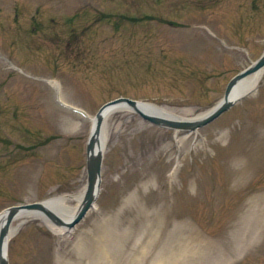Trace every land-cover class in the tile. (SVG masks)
Instances as JSON below:
<instances>
[{
	"label": "rangeland",
	"instance_id": "obj_1",
	"mask_svg": "<svg viewBox=\"0 0 264 264\" xmlns=\"http://www.w3.org/2000/svg\"><path fill=\"white\" fill-rule=\"evenodd\" d=\"M194 2L0 0V214L87 187L92 124L57 92L90 118L120 96L187 119L223 99L264 52V0ZM105 136L95 208L64 236L15 221L10 264H72L106 234L101 264H264V75L197 132L118 111Z\"/></svg>",
	"mask_w": 264,
	"mask_h": 264
},
{
	"label": "water",
	"instance_id": "obj_2",
	"mask_svg": "<svg viewBox=\"0 0 264 264\" xmlns=\"http://www.w3.org/2000/svg\"><path fill=\"white\" fill-rule=\"evenodd\" d=\"M264 67V55L262 58L254 63L250 68L246 71L242 72L238 76H236L229 84L225 97L223 101L214 108L211 112H209L204 117L195 120V121H173L167 120L165 118H161L159 116H155L150 114L151 110L149 109V104L141 103L129 99H119L114 102H111L104 106L97 115L96 124L92 129L90 139L87 146L88 152V188L85 194V199L79 212L77 213L76 217L70 221L66 222L59 218L55 213H53L50 209H48L42 203H35L31 205L21 206V207H13L9 210L8 216L6 220L3 222L0 230V264H9L6 257H3V249L7 239L9 238L10 234V227L14 220V218L19 214V212L23 210L29 211H40L46 214L52 221L56 224L61 226H66L69 228L74 227L77 223H79L83 217L86 215L90 207L92 206L93 202L95 201L97 191L100 186L101 180V167L103 161V153H102V143H101V133L103 124L105 121V112L110 107H114L120 105L122 103H126L130 108H132L136 113H138L143 119L148 120L149 122L170 128H177V129H188L194 130L198 127H203L219 116H221L225 111L229 110L233 104L234 99H232V91L233 89L241 82L242 79L245 77L259 71Z\"/></svg>",
	"mask_w": 264,
	"mask_h": 264
},
{
	"label": "bare ground",
	"instance_id": "obj_3",
	"mask_svg": "<svg viewBox=\"0 0 264 264\" xmlns=\"http://www.w3.org/2000/svg\"><path fill=\"white\" fill-rule=\"evenodd\" d=\"M264 75V69L249 75L247 78H245L233 91L232 98H236L241 96L243 93L253 90L255 87H257L260 83V80L262 79ZM53 84V83H52ZM55 86V84H54ZM118 111H131L128 108H125L123 106L113 107L109 109L106 113V118L109 119L115 112ZM160 115L166 118H178L183 119L181 117L175 116V115H165L164 113ZM92 126H95V120H91ZM106 137V136H105ZM106 142V140H105ZM84 200V191L81 192L78 195L70 196V197H58V198H52L49 199L46 202V206L48 207H58V213L61 217L65 219H71L73 218L79 207L82 205ZM74 201V205H69V202ZM61 212V213H60ZM6 214L0 215V222L5 218ZM41 219L50 229L54 231L59 236H63L64 234L71 232L68 231V229L65 227H57L53 224L51 220H49L44 214L42 213H33L24 211L21 212L18 217L16 218V221L24 222L30 219ZM12 231H14L15 227H12ZM15 234V233H14ZM13 234V235H14ZM12 235V236H13ZM11 236V238H12ZM10 238V239H11ZM118 239H116L115 235L106 234L104 238H102L101 243L96 244L90 241H83L77 243L75 250L81 251V256L74 257L71 255L70 259H73L72 264H101L104 261H107V259L110 256V246L111 245H117ZM8 244L5 245L3 249V257L8 256ZM74 250V252H75ZM1 256V255H0ZM68 261V260H67ZM59 264H65V261L62 259V261Z\"/></svg>",
	"mask_w": 264,
	"mask_h": 264
}]
</instances>
